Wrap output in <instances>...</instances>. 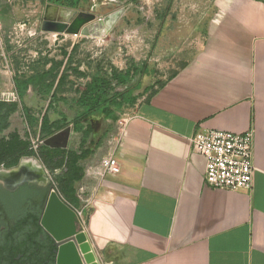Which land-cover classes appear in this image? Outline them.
<instances>
[{"label":"crops","instance_id":"crops-1","mask_svg":"<svg viewBox=\"0 0 264 264\" xmlns=\"http://www.w3.org/2000/svg\"><path fill=\"white\" fill-rule=\"evenodd\" d=\"M29 5L0 0L1 24H24L16 15ZM130 109L76 183L89 197L85 230L98 256L105 264H264V0H208L191 57ZM57 113L49 119L66 116ZM206 129L253 132L250 192L204 184L205 159L189 137ZM73 133L68 146L76 147ZM106 156L117 174L102 172Z\"/></svg>","mask_w":264,"mask_h":264},{"label":"rangeland","instance_id":"rangeland-1","mask_svg":"<svg viewBox=\"0 0 264 264\" xmlns=\"http://www.w3.org/2000/svg\"><path fill=\"white\" fill-rule=\"evenodd\" d=\"M28 2L29 11L16 15L24 24H1L4 35L0 48L1 100H5L6 97L8 101L12 100V96L9 95L14 91L11 70L17 68L18 71H28L29 67H39L43 58L63 60L61 50L69 52L74 44H77L74 58L81 60L80 70L90 71L87 62H91L92 68L99 64L104 68L112 65L118 70L125 69L129 64L146 62L148 66L155 68V73L144 77L141 81L142 86L152 83L158 85L191 57L203 31L208 11V0H90L85 7H78L75 13L65 14L70 16V22L76 17L81 20L79 29L88 26L87 34L80 32L73 34L41 30L44 10L48 2L46 0H28ZM5 60L8 61L9 70L5 67ZM70 78L76 83L85 81L73 75ZM136 80L137 76L132 82ZM64 94L69 100L76 96L74 86ZM13 100L18 102V110L10 115L9 126L0 133V137L16 132L22 138L29 139L36 149L41 143L39 121L47 98L29 92L22 99V103L31 109L36 118L31 125L25 121L21 112V102L16 95ZM58 110L67 116L68 124L61 129L66 126L72 129L70 121L75 114L74 108L63 105ZM58 110L52 108L48 110V115L51 118L55 117L58 115ZM130 113V108L125 109L114 123L107 122L98 115L92 116L89 120L93 126L92 137L98 139L108 133L109 135L115 133L119 122ZM75 137L71 130L69 142H73ZM99 149L101 151L103 146L100 145ZM37 162L41 164L39 160ZM44 170L47 181L55 187L51 174L46 168ZM86 193L85 188L78 191V198L84 210H87L89 201ZM77 211L75 210L77 229L83 231L87 237L83 223L85 214L80 211L81 216H79ZM92 250L99 264H105L96 251L93 248ZM84 263L86 264L85 261Z\"/></svg>","mask_w":264,"mask_h":264},{"label":"trees","instance_id":"trees-1","mask_svg":"<svg viewBox=\"0 0 264 264\" xmlns=\"http://www.w3.org/2000/svg\"><path fill=\"white\" fill-rule=\"evenodd\" d=\"M46 1L57 6L77 9L78 7H85L90 0ZM76 49L77 44H74L69 52L61 50L63 60L43 58L39 67H29L28 71L13 69L12 80L16 96L21 102L22 115L27 124L31 125L36 121L31 109L22 103L27 90L30 88L48 99L47 106L39 121L40 141L68 124L67 117L62 114L58 119L51 121L48 117V110L59 103L74 108L75 114L70 123L73 131L79 135L77 146L51 148L39 143L34 149L29 139L22 138L16 132H11L0 137V165L10 167L16 165L21 157H36L51 174L55 184L54 188L59 196L73 209L81 210L85 214L86 225L89 210L81 208L76 183L80 181L84 174L82 162L94 153L104 138H98L94 143V147L88 146V142H92L91 136L93 133L90 118L98 115L104 120L115 122L125 109L133 107L141 96L149 97L157 88L163 85L164 81L158 85L152 83L142 86V79L155 73V68L148 66L146 62L129 64L121 70L112 65L104 68L99 64L92 68L91 62H87L90 71L80 70L81 60L74 58ZM47 64L49 65L46 66ZM71 75L85 79L84 83H76L74 79L70 78ZM135 76H137V80L132 82ZM72 86H74L76 96L69 100L64 92L72 89ZM17 110V101L0 100V133L8 128L9 117ZM29 221L36 227L35 231L30 232L29 239L30 246L37 253L38 261H44L46 257L53 261L54 256L51 254V248L53 249L52 240L47 234V250L44 249L41 252L42 246L37 240V234L43 230L37 224V215L33 216L32 220H27V222Z\"/></svg>","mask_w":264,"mask_h":264},{"label":"water","instance_id":"water-1","mask_svg":"<svg viewBox=\"0 0 264 264\" xmlns=\"http://www.w3.org/2000/svg\"><path fill=\"white\" fill-rule=\"evenodd\" d=\"M75 12L76 9L61 7L51 3L46 4L41 30L55 33L76 34L80 32L81 34H87L88 26L79 29L81 20L76 17L70 22V16H65L66 13L73 14ZM71 130L70 126H66L43 139L42 143L51 148H67ZM37 161L36 158L23 157L18 166L10 168L6 172L1 171L0 179L8 182L20 181L32 176H40L47 181L44 166ZM76 222L75 210L59 196L53 184H50L43 210L38 219V224L52 240L53 264H82L78 260L77 249L72 242H69L71 240L78 245L80 244V250L86 254L85 260L87 264H99L87 240L86 234L77 229ZM69 243L72 244H70L68 250H65V246Z\"/></svg>","mask_w":264,"mask_h":264},{"label":"built area","instance_id":"built-area-1","mask_svg":"<svg viewBox=\"0 0 264 264\" xmlns=\"http://www.w3.org/2000/svg\"><path fill=\"white\" fill-rule=\"evenodd\" d=\"M3 38V28L0 22V48H2ZM5 62V67L9 70L8 61L5 60ZM11 73L13 74L12 70ZM9 95L12 96L11 101H14L15 90ZM8 100L6 97L3 101ZM189 141L191 151L200 154L205 159L203 182L206 186L229 191L250 192L252 190L255 166L251 130L235 133L206 129L193 132ZM100 167L103 173L117 174L119 172V165L113 156L102 158ZM80 211H77L79 216H81ZM83 223L85 225V221Z\"/></svg>","mask_w":264,"mask_h":264},{"label":"flooded vegetation","instance_id":"flooded-vegetation-1","mask_svg":"<svg viewBox=\"0 0 264 264\" xmlns=\"http://www.w3.org/2000/svg\"><path fill=\"white\" fill-rule=\"evenodd\" d=\"M22 159L14 166L0 165V172L18 166ZM49 185L40 176L8 182L0 179V264H53L47 257L44 261H38L29 239L30 232L35 231L36 227L31 221L27 222L35 215L39 219ZM37 240L42 246L41 252L47 250L48 241L44 231L37 234Z\"/></svg>","mask_w":264,"mask_h":264},{"label":"bare ground","instance_id":"bare-ground-1","mask_svg":"<svg viewBox=\"0 0 264 264\" xmlns=\"http://www.w3.org/2000/svg\"><path fill=\"white\" fill-rule=\"evenodd\" d=\"M69 242H72L73 245L75 246V248L77 249V252H78V260H80V261L82 262V264H85L84 261L86 262V260H85V256H86V254L80 250V248H79V245H80V244L78 245V244H77L76 242H74L73 240H71V241H69ZM72 243H69L68 245H66V246H65V250H68L69 247H70V244H72ZM86 264H87V262H86Z\"/></svg>","mask_w":264,"mask_h":264}]
</instances>
